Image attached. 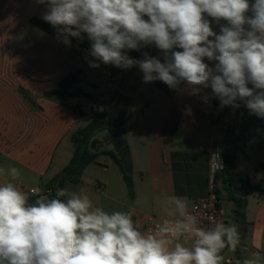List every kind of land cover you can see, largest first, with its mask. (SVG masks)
<instances>
[{
	"label": "crops",
	"instance_id": "crops-1",
	"mask_svg": "<svg viewBox=\"0 0 264 264\" xmlns=\"http://www.w3.org/2000/svg\"><path fill=\"white\" fill-rule=\"evenodd\" d=\"M44 11L36 0H0V167L20 170V176L12 182L26 193L33 187L42 191L69 162L71 150L74 152L71 135L103 111L89 98L58 99L47 93L59 90L60 80L69 73L81 78L71 90L79 88L91 95L90 89L81 87L84 82L99 86L106 81V90L92 96L109 105L117 96L127 100L125 128L133 190L129 192L114 160L100 155L84 170L76 192L86 190L90 199L96 197L109 212H130L142 230L150 217H176L163 193L185 197L189 205L206 197L211 187L210 153L232 148L237 174L232 188L237 196L246 198V207L244 220H240L233 201L223 202L234 214L240 243L235 250H222V264H228L227 260L237 264L254 252L264 253V173L259 171L264 168V128L247 117L244 103L239 102L236 108L235 122L234 109L221 108L216 99L205 103L197 96L143 80L133 85L130 72L122 87L111 78L119 75L123 81L126 70L103 64L92 68L85 59L88 47L78 45L74 38H70L71 47L66 46L57 40L56 29L48 32L35 25L32 19L43 20ZM82 40L90 43L86 34ZM151 52L152 56H160L155 46ZM128 55L143 58L140 50H131ZM131 70L143 76L138 68ZM142 91L145 94L138 102ZM224 120L229 121V129L220 126ZM91 142L94 151L114 149L105 130ZM245 177L250 187H257L247 195L242 194L246 184L240 181ZM11 179L7 173L0 174V184Z\"/></svg>",
	"mask_w": 264,
	"mask_h": 264
},
{
	"label": "clouds",
	"instance_id": "clouds-1",
	"mask_svg": "<svg viewBox=\"0 0 264 264\" xmlns=\"http://www.w3.org/2000/svg\"><path fill=\"white\" fill-rule=\"evenodd\" d=\"M36 2L44 6L41 18L56 29L58 41L71 47L70 38L87 35L90 67H136L144 83L161 81L205 103L216 99L221 108L236 109L242 101L250 114L264 119V0ZM204 14L227 21L220 34ZM149 46L160 56L128 55ZM210 161L223 168L219 151ZM5 173L12 179L0 184V264H222V250L240 243L237 225L202 227L187 198L175 194L163 193L176 218L142 231L130 212L96 206L84 190L57 188L54 198L39 195L30 203L29 193L12 182L20 170L0 167ZM262 262L264 253L254 252L237 264Z\"/></svg>",
	"mask_w": 264,
	"mask_h": 264
},
{
	"label": "trees",
	"instance_id": "trees-1",
	"mask_svg": "<svg viewBox=\"0 0 264 264\" xmlns=\"http://www.w3.org/2000/svg\"><path fill=\"white\" fill-rule=\"evenodd\" d=\"M204 18L208 21L215 20L212 17H208L204 14ZM216 21V20H215ZM32 22L38 27L51 32L53 27L37 18H33ZM218 23L226 25L227 21L220 20ZM74 41L80 46L90 48V43L74 38ZM80 76L76 73H69L59 82L60 89L54 92H48L49 97L66 99L69 97H85L94 100V103L98 106L103 107L101 113L95 114L90 123L84 127L77 129L72 135L71 140L74 144L73 157L69 164L52 180L47 182L43 186V191L51 190V197H55L57 188L66 189L71 184H79L82 179V174L86 167L92 164L96 158L100 155H106L111 157L114 162L119 166L120 171L123 175L124 181L128 187L129 192L133 190V179H132V161L130 155V147L126 137V114H127V100L122 96H117L114 104L98 103V101L90 93L72 87L80 83ZM158 87H165L161 81L152 82ZM27 97V96H26ZM247 117L256 120L260 126L264 128V119L258 118L256 115L250 114L249 110L242 106ZM111 117H115V122L111 123ZM107 131L108 140L112 143L114 149L107 150L103 149L100 151H94L92 146V138L100 131ZM224 157V170L220 175L223 179V185L217 189V195L223 202L233 201L234 212L240 220H244V209L246 207V198L237 196L232 188L233 182L237 179L236 174V154L235 149H227L223 153ZM219 176V177H220ZM241 182L246 184L243 188L242 194L247 195L253 190H257V187H250L249 180L247 177L241 178ZM38 196L30 198L29 202H33ZM61 199L66 200L67 197Z\"/></svg>",
	"mask_w": 264,
	"mask_h": 264
},
{
	"label": "built area",
	"instance_id": "built-area-1",
	"mask_svg": "<svg viewBox=\"0 0 264 264\" xmlns=\"http://www.w3.org/2000/svg\"><path fill=\"white\" fill-rule=\"evenodd\" d=\"M220 126L223 129H229L230 123L229 121L224 120L221 122ZM218 150H213V152H217ZM210 153V155H211ZM220 159L223 165L222 169H215L213 167L212 162L210 161V178H211V187L209 193L206 197L198 198L189 205L190 211L196 214L199 217V224L202 227L210 228L213 227L218 222H223L227 224L228 215L227 211L223 205V201L219 199L217 195V189L221 188L223 185V179L220 176L224 170L225 162L222 152L219 151ZM259 171L263 174L264 168H260ZM220 176V177H219ZM51 190L40 191L38 193H31V189L27 191L29 193V199L39 196V195H48ZM176 218V217H175ZM165 218H155L150 217L148 224L142 229V231H146L151 229L155 223L162 221ZM174 219V218H168ZM190 241V240H187ZM228 264L230 260L226 261Z\"/></svg>",
	"mask_w": 264,
	"mask_h": 264
},
{
	"label": "rangeland",
	"instance_id": "rangeland-1",
	"mask_svg": "<svg viewBox=\"0 0 264 264\" xmlns=\"http://www.w3.org/2000/svg\"><path fill=\"white\" fill-rule=\"evenodd\" d=\"M252 2V0L250 1V3ZM210 26H211V28L213 29V31L214 32H216V31H219L220 32V29H221V25L217 22V21H211V23H210ZM212 38V37H211ZM151 48H149V47H146V48H142V49H140V53L141 54H143V53H145V52H147L149 55H152V52L151 51H153V49H154V46H150ZM157 49V48H156ZM140 54H138V55H136V56H139ZM210 63V66L211 65H214V63L215 62H209ZM129 72H130V74H133V77L130 79V82L133 84V85H138L139 84V81H141L142 80V76H141V74L137 71V70H135L134 72H132V70L131 69H127L126 70V73H125V78H124V80L122 81L121 79H120V76L118 75V76H113L111 79H113L114 81H116V83L118 84V85H120V86H124L125 85V83L127 82V80L129 79L128 77H129ZM106 75V74H105ZM108 75V77H107V79L109 80L110 79V75L109 74H107ZM104 84H99V86H92V85H89L87 82H84L82 85H81V87L83 88V89H90L91 90V93H92V95L93 94H95V95H97L98 96V94L100 93V91H104V90H106V85H107V82L106 81H104L103 82ZM96 85H97V83H96ZM144 91H142V93H141V95H140V97H139V99L137 100L138 102H140L139 100L141 99V97H143L144 96ZM112 96V95H111ZM111 98V97H110ZM108 101H110V99H108ZM107 102V101H106ZM98 103H102V101H100V100H98ZM233 115H234V121L236 122L237 121V109H234V113H233ZM111 122L112 123H114V118L113 117H111ZM242 141V140H241ZM240 141V142H241ZM72 152H70V158H69V162L71 161V159H72V157H73V150H71ZM65 150L63 151V154L65 155ZM68 154V153H67ZM111 158V157H110ZM65 159H66V157H65ZM111 160H113L112 158H111ZM69 162H67V165L69 164ZM66 165V166H67ZM119 167V166H118ZM120 169V168H119ZM60 173V172H59ZM58 173V174H59ZM57 174V175H58ZM56 175V176H57ZM66 190H67V192L68 193H71V192H76V185L75 184H71V185H69L67 188H66ZM84 191H86V190H84ZM86 193H87V191H86ZM91 200L93 201V203H94V205H96V206H100V203H99V201H98V199L96 198V197H94V196H92V198H91ZM229 205L228 204H226L224 207H225V209H226V211H227V215H228V218H229V224H233L234 223V220H235V218H234V214L229 210V207H228Z\"/></svg>",
	"mask_w": 264,
	"mask_h": 264
}]
</instances>
